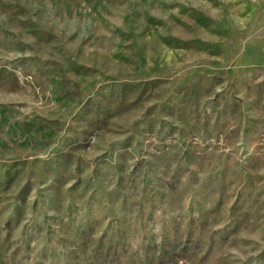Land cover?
<instances>
[{
    "label": "rangeland",
    "instance_id": "rangeland-1",
    "mask_svg": "<svg viewBox=\"0 0 264 264\" xmlns=\"http://www.w3.org/2000/svg\"><path fill=\"white\" fill-rule=\"evenodd\" d=\"M0 264H264V0H0Z\"/></svg>",
    "mask_w": 264,
    "mask_h": 264
}]
</instances>
